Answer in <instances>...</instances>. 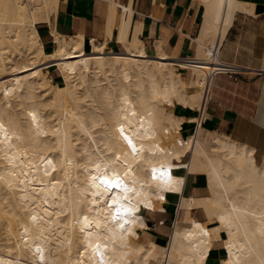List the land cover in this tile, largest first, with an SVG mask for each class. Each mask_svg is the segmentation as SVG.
<instances>
[{
  "label": "bare ground",
  "instance_id": "1",
  "mask_svg": "<svg viewBox=\"0 0 264 264\" xmlns=\"http://www.w3.org/2000/svg\"><path fill=\"white\" fill-rule=\"evenodd\" d=\"M58 1L0 0V264H207L221 231L218 264H264V158L203 124L181 136L183 115L169 108L204 104L211 62L186 82L165 55L160 72L137 38H122L126 68L103 44L55 30L47 52L37 24ZM254 8L211 0L204 40L215 46L236 10ZM50 61L63 84L48 77ZM187 172L206 174L209 194L182 195L163 249L144 235L146 214L184 192Z\"/></svg>",
  "mask_w": 264,
  "mask_h": 264
},
{
  "label": "crops",
  "instance_id": "2",
  "mask_svg": "<svg viewBox=\"0 0 264 264\" xmlns=\"http://www.w3.org/2000/svg\"><path fill=\"white\" fill-rule=\"evenodd\" d=\"M210 1L59 0L50 20L39 22L37 28L47 52H53L57 48L54 30L67 37L84 35L87 45L93 40L103 44L106 50L120 54L126 68L131 67L133 57L122 38H127L129 42L137 38L143 41L147 54L160 72H163L161 55H165L182 79L189 82L197 65L186 64L179 58L196 55V58L202 59L206 40L209 41L208 38L204 40L203 32L210 18ZM240 1L255 4L254 12L236 10L225 36H220L218 42L221 58L244 67L239 78L235 80L227 74L216 75L211 81L205 106H192L177 101L169 108L176 115H183L179 128L181 136L192 135L197 118L203 115V125L254 146L258 160L263 161L264 1ZM46 65L52 82L63 84L64 77L56 62L50 61ZM176 66L190 71H179ZM183 74L189 77L185 78ZM197 89V86L188 87V92ZM192 117L195 119H190ZM187 123L189 126H185ZM184 187V192L168 191L167 198L163 202H157V207L162 205L165 210H159L158 207L146 214L148 226L144 235L160 247L164 248L168 243L171 222L182 195L191 193L204 197L209 194L208 178L204 173L187 172ZM198 209L203 211L202 208ZM205 220L208 218L204 216L203 221ZM210 225L215 227L217 223L212 221ZM226 235L225 231H221L220 237L215 238L207 264H218L226 256L223 246Z\"/></svg>",
  "mask_w": 264,
  "mask_h": 264
},
{
  "label": "built area",
  "instance_id": "3",
  "mask_svg": "<svg viewBox=\"0 0 264 264\" xmlns=\"http://www.w3.org/2000/svg\"><path fill=\"white\" fill-rule=\"evenodd\" d=\"M218 42H219V39H217V42H216L215 46H212L211 42L206 45V49H207V52H208V55H207L206 59L196 58V55H194V56H184V57H180L179 58L180 60L184 61L186 64H190V65H193V66L197 65V64H200L199 61H208V62H211L210 63L211 65H213L212 69H210L209 72H208L210 83H209V86H208V88L206 90L205 101H204V104H202V106H205V104H207V102H208V98H209V94H210L211 81L216 75H218V74H227L229 77L237 80L239 78L241 72L244 69L243 66H241V65H239L237 63L230 62V61H227V60H224L223 58H221V56L219 54V47L220 46H219ZM178 67H179V69H182V70L186 69V68H182L180 66H178ZM203 119H204V116L202 115L195 122L196 126H195L193 134L196 133L198 127L202 124ZM186 138H188V136H186ZM181 169H184V167H182ZM179 221H180V212H179V207H178V209L176 210V212H175V214L173 216L172 222H171V226H172L173 229L177 226ZM160 222L163 223V221H160Z\"/></svg>",
  "mask_w": 264,
  "mask_h": 264
},
{
  "label": "rangeland",
  "instance_id": "4",
  "mask_svg": "<svg viewBox=\"0 0 264 264\" xmlns=\"http://www.w3.org/2000/svg\"><path fill=\"white\" fill-rule=\"evenodd\" d=\"M211 41H208V40H206V45L208 44V43H210ZM206 56V54L204 53V50H203V59H204V57ZM177 68H179L178 66H176ZM47 72H48V68H44ZM185 70H188V71H190L189 69H179V71H185ZM183 76L185 77V78H188L189 77V75H188V77H186L184 74H183ZM48 77L49 78H51V76H50V74H49V72H48ZM64 83V82H63ZM188 156V157H187ZM189 158H190V151H188L187 152V154H186V156H184V160H189ZM193 215L194 216H196V217H198V218H200V219H202L203 220V218H204V216L205 217H207V215H206V213H205V211L203 210V211H200V209H198V212L197 213H194L193 212ZM208 218V217H207ZM205 221H207V220H205ZM181 219H180V221H179V223L177 224V225H179V224H181ZM172 230H173V228L171 229V231H170V234H171V232H172ZM165 248V247H164ZM163 248V249H164Z\"/></svg>",
  "mask_w": 264,
  "mask_h": 264
}]
</instances>
